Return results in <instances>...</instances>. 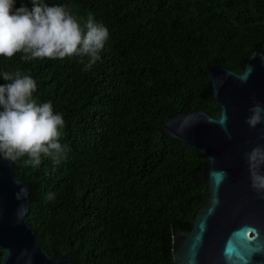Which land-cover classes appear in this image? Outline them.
<instances>
[{
	"label": "trees",
	"instance_id": "1",
	"mask_svg": "<svg viewBox=\"0 0 264 264\" xmlns=\"http://www.w3.org/2000/svg\"><path fill=\"white\" fill-rule=\"evenodd\" d=\"M42 2L71 5L81 21L91 13L110 40L87 72L76 56L0 57V73L19 68L36 81L34 98L63 115L60 142L70 148L58 166L13 164L29 182L26 221L49 255L70 264H175L174 234L189 231L207 203L206 158L163 122L199 110L218 116L208 68L241 72L250 52L264 53V0ZM21 6L31 0L14 10Z\"/></svg>",
	"mask_w": 264,
	"mask_h": 264
},
{
	"label": "water",
	"instance_id": "2",
	"mask_svg": "<svg viewBox=\"0 0 264 264\" xmlns=\"http://www.w3.org/2000/svg\"><path fill=\"white\" fill-rule=\"evenodd\" d=\"M211 96L219 113L177 114L163 122L165 133L206 158L202 169L207 203L189 231L173 237L175 264H264V199L251 189L244 154L264 145V123L251 129L245 120L253 98L264 105V53L250 52L241 72L208 68ZM225 121L226 130L216 122ZM27 189V194L21 193ZM29 182L17 179L13 163L0 157L1 264H70L52 257L26 221Z\"/></svg>",
	"mask_w": 264,
	"mask_h": 264
},
{
	"label": "clouds",
	"instance_id": "3",
	"mask_svg": "<svg viewBox=\"0 0 264 264\" xmlns=\"http://www.w3.org/2000/svg\"><path fill=\"white\" fill-rule=\"evenodd\" d=\"M15 3L0 0V57L10 60L19 53L27 62L76 56L85 72L101 61L110 33L91 13L81 21L71 5L49 6L31 0V9L21 6L14 10ZM0 78L6 82L0 85V157L31 168L39 167L42 158L61 164L70 152L68 145L60 142L63 115L54 112L51 101L34 98L37 83L19 68L0 73ZM248 112L245 123L251 129L264 123V105L255 98ZM209 121L226 130L225 121ZM244 157L251 189L264 199V145H257ZM20 191L28 192L26 188Z\"/></svg>",
	"mask_w": 264,
	"mask_h": 264
}]
</instances>
